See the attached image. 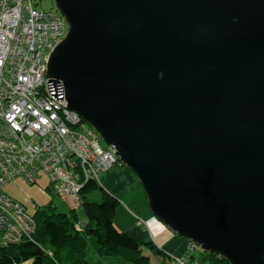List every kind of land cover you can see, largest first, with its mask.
<instances>
[{
    "label": "water",
    "instance_id": "1",
    "mask_svg": "<svg viewBox=\"0 0 264 264\" xmlns=\"http://www.w3.org/2000/svg\"><path fill=\"white\" fill-rule=\"evenodd\" d=\"M55 2L68 30L46 76L151 213L230 264H264V0Z\"/></svg>",
    "mask_w": 264,
    "mask_h": 264
},
{
    "label": "built area",
    "instance_id": "2",
    "mask_svg": "<svg viewBox=\"0 0 264 264\" xmlns=\"http://www.w3.org/2000/svg\"><path fill=\"white\" fill-rule=\"evenodd\" d=\"M41 3L0 0V253L36 228L25 207L4 191L8 182L20 178L32 184L44 173L68 208L78 212L81 185L123 163L116 148H103L98 132L68 107L61 87L49 82V55L68 24L58 9ZM76 225L84 226L81 220ZM171 261L190 263L184 254Z\"/></svg>",
    "mask_w": 264,
    "mask_h": 264
},
{
    "label": "trees",
    "instance_id": "3",
    "mask_svg": "<svg viewBox=\"0 0 264 264\" xmlns=\"http://www.w3.org/2000/svg\"><path fill=\"white\" fill-rule=\"evenodd\" d=\"M79 193L86 216L82 228L77 227L79 217L73 210L36 209L29 213L36 222L34 233L30 238L3 248L0 264H17L28 259L33 264H89L86 250L91 239H94L100 256L114 255L132 264H152L148 251L151 255L166 258L162 264H175L152 240L138 241L116 227L114 219L119 200L97 180H86ZM189 256L193 258V255ZM204 261L207 264H230L226 258L207 251L204 252Z\"/></svg>",
    "mask_w": 264,
    "mask_h": 264
},
{
    "label": "crops",
    "instance_id": "4",
    "mask_svg": "<svg viewBox=\"0 0 264 264\" xmlns=\"http://www.w3.org/2000/svg\"><path fill=\"white\" fill-rule=\"evenodd\" d=\"M99 182L119 200L114 219L118 229L129 233L138 241L154 240L166 254L184 252L187 245L186 239L177 236L151 213L141 183L127 168L111 167L100 174ZM133 212L146 220L150 231L145 226L136 224ZM78 217L86 221L85 213L81 208L78 211ZM96 253L94 251L95 262L93 264H130L117 256H97ZM146 253L152 256L148 251ZM192 260L195 264H207L201 250L194 251ZM151 261L152 264H162L166 258L157 256L154 261L151 257Z\"/></svg>",
    "mask_w": 264,
    "mask_h": 264
},
{
    "label": "rangeland",
    "instance_id": "5",
    "mask_svg": "<svg viewBox=\"0 0 264 264\" xmlns=\"http://www.w3.org/2000/svg\"><path fill=\"white\" fill-rule=\"evenodd\" d=\"M39 7H42L44 9L55 10L57 8V5H56L55 0H42L41 6H39ZM87 125H88V123H87ZM101 146L103 148L106 147V144L104 141L101 142ZM114 166H120V167L127 168L139 181L136 173L134 171H132L124 163H122V165H114ZM114 166H112V167H114ZM97 181L98 182L100 181V176H99V180H97ZM4 191L6 193H8L13 199L18 201L21 205H23L25 207V210L30 214L39 208L50 209V210H54L56 212H66L69 210L67 203L53 190L51 183L49 182V179L47 178V176L44 173H42L38 177L37 182L32 183V184L27 183L20 178H16V179L8 182L4 186ZM144 193H145V191H144ZM145 196H146V200L148 202V197H147L146 193H145ZM81 210H83V209L81 208ZM133 215H134L136 224L141 226L140 225L141 223H138V219L140 218V216L134 212H133ZM136 216H139V218L136 219ZM141 219H142V217H141ZM78 220H81V219L78 218ZM144 221H145V219L143 218L142 222L144 223ZM82 222L84 225V221H82ZM143 225L148 229V231H150L147 222ZM178 236L183 237L180 235H178ZM183 238H185V237H183ZM185 239L187 241V243H186L187 245L185 247L184 252L181 254H184V256L187 259H189L188 260L190 262L189 264H195L194 260H192L190 258L189 254L193 255L194 251H197V250H201L204 253L205 250H203L200 247V245L197 243H196L197 245H193L194 248H192V251L188 250L189 245H191L193 243V241L188 240L187 238H185ZM152 241L154 242V240H152ZM154 243L160 248V246L156 242H154ZM95 247H96L95 241H94V239H91L89 242L88 248L86 250V259L89 262V264L90 263L93 264L95 262L94 251H95V253L97 252ZM145 251H147V250H145ZM96 254H97V256L99 255L98 253H96ZM172 255H174V253L168 252V256L172 257ZM113 256L114 255H111L109 257H113ZM151 257L155 261V258L157 256L152 254ZM128 263H130V262H128ZM17 264H33V263L30 259H28V260L20 261ZM130 264H132V263H130Z\"/></svg>",
    "mask_w": 264,
    "mask_h": 264
},
{
    "label": "bare ground",
    "instance_id": "6",
    "mask_svg": "<svg viewBox=\"0 0 264 264\" xmlns=\"http://www.w3.org/2000/svg\"><path fill=\"white\" fill-rule=\"evenodd\" d=\"M78 213V212H77Z\"/></svg>",
    "mask_w": 264,
    "mask_h": 264
}]
</instances>
